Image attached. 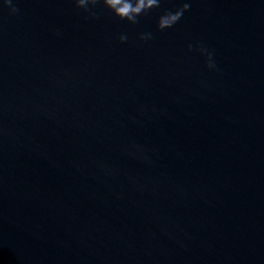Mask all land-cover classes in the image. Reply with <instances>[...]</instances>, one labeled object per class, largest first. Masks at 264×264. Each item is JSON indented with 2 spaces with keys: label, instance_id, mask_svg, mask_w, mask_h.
Returning a JSON list of instances; mask_svg holds the SVG:
<instances>
[{
  "label": "water",
  "instance_id": "95a60500",
  "mask_svg": "<svg viewBox=\"0 0 264 264\" xmlns=\"http://www.w3.org/2000/svg\"><path fill=\"white\" fill-rule=\"evenodd\" d=\"M43 257V154L31 0H0V264H43Z\"/></svg>",
  "mask_w": 264,
  "mask_h": 264
},
{
  "label": "clouds",
  "instance_id": "9594fccd",
  "mask_svg": "<svg viewBox=\"0 0 264 264\" xmlns=\"http://www.w3.org/2000/svg\"><path fill=\"white\" fill-rule=\"evenodd\" d=\"M9 2H10V0H9ZM76 2H77V4L79 5V6H81V7H87V5L91 2V3H95L96 2V0H76ZM115 2H117V0H104V3L106 4V5H110V4H113V3H115ZM142 2H143V0H142ZM147 3L149 4V5H151V4H154V3H157V0H147ZM13 10H15V9H13ZM112 10H114V12H115V14L116 15H121V13H123L125 10H123V9H112ZM168 15H170V16H173V19L175 20V19H177V16L179 15L178 13H169ZM121 18H123V15H121ZM132 17H129V19H131Z\"/></svg>",
  "mask_w": 264,
  "mask_h": 264
}]
</instances>
